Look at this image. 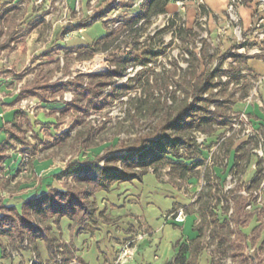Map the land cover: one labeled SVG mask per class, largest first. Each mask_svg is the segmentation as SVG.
<instances>
[{
	"label": "trees",
	"instance_id": "16d2710c",
	"mask_svg": "<svg viewBox=\"0 0 264 264\" xmlns=\"http://www.w3.org/2000/svg\"><path fill=\"white\" fill-rule=\"evenodd\" d=\"M178 1L181 0H147L144 7L132 10L133 16L125 22L124 27H132L153 14H165L167 6ZM247 1L250 0H244L243 4ZM132 4V2L128 4V7L131 8ZM200 11L202 14L207 13L204 5H201ZM105 16L104 13L90 16L79 26L89 27L94 21ZM171 23V25L174 24V22ZM256 29L253 26L248 32V37L243 34V38H246L244 43H235L229 50L211 55L207 39L202 40L203 46L199 53L188 46V40L196 35L195 28H180V37L184 45L188 44L185 50L192 61L183 78L177 82L178 88L184 94V98L178 105L169 106L167 111L161 112L152 131L147 133L140 143L122 147L118 142L107 146L101 154L93 158L69 161L64 169L56 174V178L71 182L67 183L63 189L52 188L47 193L25 200L21 211L15 207L4 209L0 214V236L9 237L16 250L33 251L36 254L33 264H85L79 258L74 261L73 248L52 233L53 224L60 227L61 219L68 218L73 222L74 227L81 226L84 230L93 231V226L99 225L101 219L108 221L104 218V212H101L98 217L96 200L98 192H111L117 184L142 181L150 171L161 179L162 171L167 167L169 168L167 174L171 178L179 180L188 178L200 166L199 157L204 152L203 144L197 140V134L210 137L220 129L230 128L231 118L235 113L234 106L249 96L251 84L242 82V80L245 78L243 74L245 71L253 77L251 71L247 69L251 56L235 52V50L253 46L264 48V45H261L264 40L259 42L257 36H253ZM69 33V30L63 28L52 46L55 47L60 37ZM115 33L107 31L93 44L86 46L90 55L93 56L107 50ZM14 36L11 35L9 41L14 42ZM163 53L162 49L156 52L149 50L142 54L135 51L123 53L117 60L112 61L111 65L114 68L108 71L86 76L80 74L76 79L60 84L52 83L51 75L43 70V66L38 65L32 81L20 88L17 101L33 98L48 103L54 101L57 96H61L64 101L62 98L64 90L73 88L75 96L72 101L65 102L66 108L62 114L74 108L80 109L79 111L86 110L84 102L94 109H103L114 101L116 94L118 95V93L105 95L106 88L112 85L113 78H124L127 76L130 64L137 62L145 67L148 63L155 62L157 57ZM51 55V52H46L42 57ZM255 56L264 58V53H258ZM215 59L219 61L217 66L213 69L209 68V64ZM230 59L229 67L225 68V62ZM85 77L93 83L88 91L83 90L82 79ZM224 77L226 81L223 80ZM132 81L119 85V89H124L125 92L132 89ZM231 84L238 85V88L229 90ZM212 106L214 109L211 108ZM149 113L155 115L156 112ZM134 116L137 115L134 114ZM30 129L31 122L28 112L18 111L16 121L7 130L8 138L0 145V171L4 169V162L10 157L8 151L16 148V145L27 147L24 153H33V148L30 150V142L26 140ZM251 138L235 149V162L232 170L235 171L240 165L241 158L247 155L243 172L252 169L253 177L249 179L245 178L246 174L242 175L237 186L225 192L224 198L229 205L227 209L221 206L222 198L214 206L209 201L205 205H200L199 208H194L195 205L186 208L188 214H199L205 227L197 229L199 233L197 240H179L174 246L175 257L167 264H197L198 256L206 248L201 241L206 231H209L210 239L217 241L216 248L212 252L211 264H221L214 256L220 251L227 253L239 264H264V259L261 258L264 243L259 245L260 236L251 237L245 231L254 220L259 222L258 227L264 225V203L261 204L256 199H252L253 192L261 187L264 179V160L255 152L248 154L246 148ZM234 141V138L230 139L228 153ZM86 146L83 144V147ZM254 165L256 167H253ZM205 182L209 186V193L212 194L213 186L209 175L205 177ZM243 190H249V195L243 196L241 194ZM214 191L215 196L222 193L219 187ZM262 196H264V189ZM231 203L233 210L230 213ZM248 206L250 208L247 210ZM213 223L215 224L211 228ZM232 224L240 233L238 241L232 240L235 234L231 227ZM38 241L45 242L50 254L47 261L41 258ZM3 252L6 254L5 248Z\"/></svg>",
	"mask_w": 264,
	"mask_h": 264
},
{
	"label": "rangeland",
	"instance_id": "374dc122",
	"mask_svg": "<svg viewBox=\"0 0 264 264\" xmlns=\"http://www.w3.org/2000/svg\"><path fill=\"white\" fill-rule=\"evenodd\" d=\"M42 1V0H41ZM40 0H4L3 7L13 8L12 14L16 19L18 29V39L21 45L10 51H6L1 55L2 67L0 68V95L16 94L20 88V84L31 82L35 76L36 68L43 66V70L52 77V83L60 84L67 80L76 79L80 74L85 76L93 73H100L114 68L112 61L117 60L123 53L135 51L142 54L149 50L156 52L164 50V53L157 57L155 62L142 66L135 62L129 65L127 76L124 78H113L112 85L106 88L105 95L118 93L112 103H109L103 109H94L86 105V110L79 111L72 109L66 114L62 112L66 108L65 102H70L75 96L73 88L65 89L61 96H57L54 101L55 109L47 110L27 101L26 110L34 112L31 114L32 127L26 136V140L30 142V150L33 153H24L27 147H16L13 150L31 156L26 164L34 160L39 162H47L52 170L64 168L69 161L83 160L87 157H95L101 154L109 145L119 142V145L129 147L135 143H140L142 138L152 131L154 125L159 120L161 112L167 111L169 106H177L184 98V94L178 88V83L185 71L191 63L190 56L186 53L185 47L188 44L183 43L180 37V28H195L196 35L188 40L189 47L200 52L203 46V39H207L210 46L208 49L211 55L221 54L230 49L223 42L221 37L213 34V30L209 25L206 14L201 11L197 14L188 16V6L186 11L179 10L176 5L167 10L165 14L151 15L145 20L132 27H124L125 22L133 15L132 10L145 6L147 0H95L88 6L90 16L104 13V21H97L91 24L87 31L83 34L73 31L70 36L64 35L58 42V45L52 49L53 56L46 59L37 57V52H43L45 47L50 48L56 38V27L67 26L73 28L83 18L82 5L80 0L74 4V11L69 13V6L65 0H59L56 4L50 2L40 6ZM132 7H128V4ZM39 4V5H37ZM47 5V6H46ZM201 5L200 0H196L190 6L199 11ZM238 5L234 4L235 9ZM110 7V8H109ZM39 8V9H38ZM34 9V10H33ZM36 9V10H35ZM67 12L65 13V11ZM32 11L38 12L33 18L30 14ZM35 14V13H34ZM38 14V16H37ZM30 17V18H29ZM101 19V18H100ZM234 27L240 34V25L236 18ZM174 22L173 25H171ZM259 25V26H258ZM257 29L253 36H257L258 41L264 40L262 24L257 22L254 25ZM16 28V26H15ZM259 30V31H258ZM107 31L116 32L111 38V43L107 50L93 56L90 55L88 49L82 46L93 44L94 41L102 37ZM242 36V34H240ZM249 36V35H248ZM222 40V39H221ZM246 38L241 37L239 43H244ZM264 45V42L261 44ZM218 46V47H217ZM76 47V48H68ZM81 47V48H80ZM260 48V47H258ZM51 50V49H50ZM235 52L245 54L247 56L256 52L255 47L237 48ZM103 59L105 67L95 69L92 67L93 62L99 58ZM39 59V60H38ZM218 60L209 64V68H214L218 64ZM230 60L224 64L225 68L229 67ZM244 80L242 82L253 81V77L245 71ZM131 82L132 89L125 92L119 89V85ZM223 80L226 81L224 77ZM84 83L83 90H89L92 81L85 77L82 79ZM229 90L238 88V85L231 84ZM217 91V90H216ZM120 94V95H119ZM118 97V98H117ZM99 102V101H98ZM214 109V106L211 107ZM41 109L43 112H41ZM58 114H55V112ZM137 112H142L141 114ZM149 112H156L150 115ZM53 114V115H52ZM137 115V116H134ZM233 121V117L231 118ZM51 120V121H49ZM233 123V122H232ZM56 124V125H55ZM244 129L236 131L232 126L228 129H220L218 133L207 137L204 134H197V140L202 143L203 155L199 157L200 166L184 180L171 178L167 172V167L162 171L161 182L171 184L179 193V203H175L173 209L165 212L166 219H174L176 222H182L188 216L186 208H199L211 201L212 206L217 205L222 198L221 206L228 208L224 194L228 189H233L241 181L242 175L251 179L254 171L249 169L245 171L247 155L241 158L240 165L234 171V154L228 153L229 141L231 138H243ZM226 138H223L225 137ZM259 134L253 131L251 141L246 148L249 153L261 148ZM84 140V141H83ZM83 144L87 145L83 147ZM88 147V148H87ZM18 149V150H17ZM28 166V165H27ZM256 167V165L254 166ZM153 172V171H151ZM209 175L212 181V194L209 193V186L205 182V177ZM71 181H64L63 185ZM249 184V182L247 183ZM219 187L221 194L215 196V191ZM246 189V188H245ZM243 196L249 195V190L241 192ZM252 199H256L259 203H264V196L260 188L253 192ZM250 206L247 207V210ZM184 211V217L181 221H177L180 211ZM233 207L229 208L230 213ZM194 230L205 227V223L199 214L194 215ZM215 223L212 224L211 228ZM235 234L232 240L238 241L240 233L235 225H231ZM149 229L145 226L135 231V234L124 241V245L129 242L130 245L139 249V243L148 237ZM198 232V231H197ZM199 234V233H198ZM201 241L206 245L201 260L203 264H210L213 258L212 252L216 248L217 241L210 239L209 231H206ZM215 258L221 264H239L233 260L227 253L220 251L216 253ZM264 257V256H263ZM118 264V263H116Z\"/></svg>",
	"mask_w": 264,
	"mask_h": 264
},
{
	"label": "crops",
	"instance_id": "0c3cea01",
	"mask_svg": "<svg viewBox=\"0 0 264 264\" xmlns=\"http://www.w3.org/2000/svg\"><path fill=\"white\" fill-rule=\"evenodd\" d=\"M3 1L0 0V68L2 67L1 62H3L1 55L21 45V40L18 39L19 34L16 19L12 14L13 8L6 10L3 7ZM65 1L70 7L69 13H72L77 0ZM94 1L80 0L83 18L73 28H68L67 26L56 27V38L63 28L69 30L70 33L73 31H78L80 34L85 33L88 27H80L79 24L90 17L89 9L87 10V8ZM195 1L185 0L188 6V16L190 14H201L200 10L198 11L196 9L195 11V8L190 6ZM50 2L57 4L59 0H42L40 6ZM202 3L207 10L206 18L213 30V34L220 36L222 39H220V42L226 44L225 46L228 48L235 43L238 44L243 34H246L248 37L249 30L257 22L262 24L264 29V6L257 0L247 1L246 4L239 5L235 9L230 8V0H202ZM175 5L177 6L176 3L169 4L167 10ZM179 10L180 8H178ZM36 13L38 12L32 11L30 17L33 18ZM236 18L238 19L241 30L240 34L242 36L238 34L237 29L234 27ZM104 19V17L99 18L93 23L100 20L104 21ZM69 34L66 36H70ZM11 35L15 37L14 42L9 41ZM254 47L255 49L258 48L256 46ZM53 48L52 45L50 48L45 47L43 52H37V57H41V59L52 57ZM46 52H51L52 55L42 57ZM255 54L258 53L254 52L249 55L251 58L247 63V69L253 74L249 96L234 106L235 113L233 115L239 116L242 113L246 114L254 132L258 133L264 139V58L257 57ZM25 84H20V88ZM18 92L16 94L0 95V145L8 138L7 130L16 121L18 111L28 112L32 127L31 114L34 112H29V110L22 108L21 104L24 100L35 102L42 108L47 107L46 111H49V108L51 110L57 108L53 105V102L45 103L33 98L17 101ZM41 112H43L42 109ZM55 114H58V112H55ZM19 118L21 119L22 115ZM248 140V136H244L243 138L237 137L234 141L229 152V154H234V162L235 149ZM16 146L22 147L19 145ZM17 152L13 149L8 151L10 157L4 162V169L0 171V214L4 209L9 207H15L18 211H21L25 200L47 193L52 188L63 189L65 187V184L63 185L64 180L56 178V174L60 173L64 168L53 171L49 163L34 160L31 163V167L27 164L28 172L24 173L23 167L26 163L23 161L22 154ZM6 170H8V174L3 176V171ZM178 198L179 193L171 184L161 182L150 171L144 176L142 181L117 184L111 192L101 191L96 194L98 217L101 212H104V218L108 221L101 219L99 225L93 226V231L84 230L81 226L74 227L70 219L62 218L60 227L53 224L52 233L73 248L75 254L74 261L79 258L85 264H116L118 263L121 250L124 247V241L131 238L139 228L145 226L150 231L148 233L149 236L139 243V249L134 259L127 264H167L174 259L176 254L174 246L179 240H197L199 236L193 227L196 219L194 218L195 214H188L182 222H176L174 219H166L164 217L165 212L173 209L174 204L180 202ZM258 225L259 222L254 220L245 231L251 237L259 235V245H262L264 243V225L259 227ZM37 244L42 260L47 261L50 254L45 242L38 241ZM3 248L6 249V254H4ZM204 251L205 249L198 256L197 264H203L201 258ZM263 256L264 251L261 252L262 259H264ZM35 260L36 254L33 251L16 250L13 248L9 237L0 236V264H31Z\"/></svg>",
	"mask_w": 264,
	"mask_h": 264
},
{
	"label": "built area",
	"instance_id": "2783aa9c",
	"mask_svg": "<svg viewBox=\"0 0 264 264\" xmlns=\"http://www.w3.org/2000/svg\"><path fill=\"white\" fill-rule=\"evenodd\" d=\"M260 4H262L264 6V0H257ZM200 2H202V0H200ZM244 2V0H230V8L233 9L234 8V4L235 5H242ZM179 8H180V11L181 10H186V2L185 0H181V1H178L176 3ZM259 26V25H258ZM261 36H264V33L261 35ZM256 52L257 53H264V48H256ZM26 103H27V100H24L22 102V108L25 109L26 108ZM232 127L238 131L239 129H244L243 130V135L245 136H248V138L251 137V135L253 134V127L249 121V118L246 116V114L242 113L240 114L239 116H235L233 115V121H232ZM226 138V136L224 137ZM260 138V141H261V148L260 149H256L254 150V152L259 155L263 160H264V139L259 136ZM23 161L25 163H27L29 161V159L31 158V156H29L28 154H24L23 156ZM23 171L24 173H27L28 172V167H27V164L23 167ZM8 174V170L6 171H3V176L7 175ZM263 174H264V163H263ZM264 189V179H263V182L261 184V187H260V191L262 193V190ZM184 217V211H180L178 216H177V221H181ZM131 243L129 242L127 245H124V247L122 248L121 250V253L118 257V264H127L129 262H131L135 255H136V247L135 246H132L130 245ZM34 262H31V264H33Z\"/></svg>",
	"mask_w": 264,
	"mask_h": 264
},
{
	"label": "bare ground",
	"instance_id": "6f19581e",
	"mask_svg": "<svg viewBox=\"0 0 264 264\" xmlns=\"http://www.w3.org/2000/svg\"><path fill=\"white\" fill-rule=\"evenodd\" d=\"M92 65H93L92 67H94L95 69H101L105 67L103 59L101 57L97 59L96 61H94Z\"/></svg>",
	"mask_w": 264,
	"mask_h": 264
}]
</instances>
